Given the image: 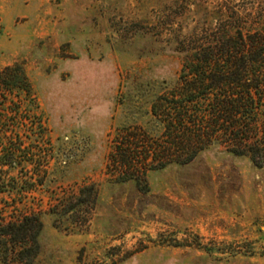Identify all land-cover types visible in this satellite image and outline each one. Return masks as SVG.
<instances>
[{
	"label": "rangeland",
	"instance_id": "obj_1",
	"mask_svg": "<svg viewBox=\"0 0 264 264\" xmlns=\"http://www.w3.org/2000/svg\"><path fill=\"white\" fill-rule=\"evenodd\" d=\"M238 24L264 32V0H0V71L21 64L31 85L0 96L16 161L0 221L40 215L32 264H264V166L248 156L214 144L141 184L107 167L124 128L157 129L186 50Z\"/></svg>",
	"mask_w": 264,
	"mask_h": 264
},
{
	"label": "trees",
	"instance_id": "obj_2",
	"mask_svg": "<svg viewBox=\"0 0 264 264\" xmlns=\"http://www.w3.org/2000/svg\"><path fill=\"white\" fill-rule=\"evenodd\" d=\"M235 29L214 31L202 44L186 50L177 83L152 105L157 123L154 132L143 127L119 132L107 167L120 181L146 183L150 170L189 163L214 144L264 166V32L245 31L242 24ZM18 90L31 91L29 78L21 64L8 65L0 71V96L8 99ZM5 103L0 116L4 150L12 118ZM15 162L7 148L0 156L1 171L6 172L5 166ZM0 185H5V180ZM85 189L96 194L94 185L82 192ZM74 200L78 197L68 199ZM53 210L57 213V208ZM42 228L40 215L35 213L0 221V240L12 243L11 249L0 246L2 262L11 264L10 259L16 257L17 264H32Z\"/></svg>",
	"mask_w": 264,
	"mask_h": 264
}]
</instances>
